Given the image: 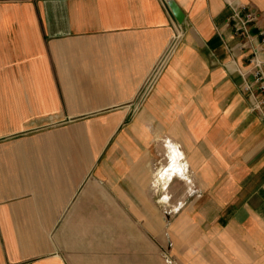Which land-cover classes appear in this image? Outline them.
<instances>
[{
    "label": "crops",
    "instance_id": "obj_1",
    "mask_svg": "<svg viewBox=\"0 0 264 264\" xmlns=\"http://www.w3.org/2000/svg\"><path fill=\"white\" fill-rule=\"evenodd\" d=\"M167 1L0 0V264H264V0Z\"/></svg>",
    "mask_w": 264,
    "mask_h": 264
},
{
    "label": "built area",
    "instance_id": "obj_2",
    "mask_svg": "<svg viewBox=\"0 0 264 264\" xmlns=\"http://www.w3.org/2000/svg\"><path fill=\"white\" fill-rule=\"evenodd\" d=\"M259 20V14L255 9L250 8L249 6H240L233 8V12L230 17V21L234 28L235 34L244 41L242 44L243 48H246L247 43L251 42L252 35H251V28L253 25L257 24ZM262 40H261V47L253 49V62L255 66V81L258 85V90L264 94V61L258 59L259 53L264 51V32L261 33ZM182 38V32L179 30L175 40L173 41L171 50L180 42ZM170 50V51H171ZM162 67L160 65L157 67V71ZM251 85H245L244 91L245 92H252Z\"/></svg>",
    "mask_w": 264,
    "mask_h": 264
},
{
    "label": "rangeland",
    "instance_id": "obj_3",
    "mask_svg": "<svg viewBox=\"0 0 264 264\" xmlns=\"http://www.w3.org/2000/svg\"><path fill=\"white\" fill-rule=\"evenodd\" d=\"M54 124V123H53ZM54 126V125H52ZM51 128V123L50 126ZM157 158V157H156ZM162 162H166V155H163ZM182 191V187H178V194ZM187 203L179 201H163L162 202V221H163V228L166 231V233H163V242H162V259L161 264H186V240H185V234H182L179 232L178 234V249L171 251L170 243H169V233L168 229L171 224H174L177 220H180L181 213L184 212L186 209ZM175 210V211H174ZM180 231V230H179ZM191 248V244H190Z\"/></svg>",
    "mask_w": 264,
    "mask_h": 264
},
{
    "label": "water",
    "instance_id": "obj_4",
    "mask_svg": "<svg viewBox=\"0 0 264 264\" xmlns=\"http://www.w3.org/2000/svg\"><path fill=\"white\" fill-rule=\"evenodd\" d=\"M174 17L176 18V20L182 24L184 21V15L182 13V11L180 10L179 6L177 5V3H175L174 0H168L167 1Z\"/></svg>",
    "mask_w": 264,
    "mask_h": 264
}]
</instances>
